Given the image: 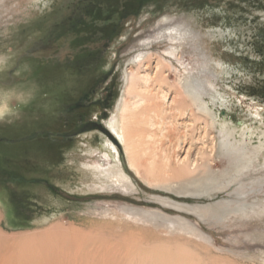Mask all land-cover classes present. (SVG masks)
Returning <instances> with one entry per match:
<instances>
[{"label": "rangeland", "instance_id": "1", "mask_svg": "<svg viewBox=\"0 0 264 264\" xmlns=\"http://www.w3.org/2000/svg\"><path fill=\"white\" fill-rule=\"evenodd\" d=\"M148 54L214 115L164 113L214 146L196 171L170 170L156 135L137 175L109 126ZM104 136L124 179L82 187L76 159ZM2 189L6 264H264V0H0Z\"/></svg>", "mask_w": 264, "mask_h": 264}, {"label": "bare ground", "instance_id": "2", "mask_svg": "<svg viewBox=\"0 0 264 264\" xmlns=\"http://www.w3.org/2000/svg\"><path fill=\"white\" fill-rule=\"evenodd\" d=\"M139 64L141 68L140 71H133V69L129 68L128 82L125 87L123 99L118 106L119 113L113 114V117L109 121L111 130L115 132L124 145L130 167L135 169L137 175H142L139 167L144 166L145 162L143 161V156L150 148L153 156L158 154L156 153V146L161 141L155 140L153 142L152 140H154L156 135H159V138H167L168 145L163 143L157 148H162L164 146L161 149L163 153L160 154H163V159L167 160L170 170L178 172L175 167L177 164L182 166L181 168L184 170L192 169L196 171L199 166L203 164L199 161L208 162V160H212L211 156L214 152V146L209 145L208 142L200 141L194 135V122L197 119L193 120L189 132H182L177 129H175V132H163V130L165 131V129L162 128L164 124V113L180 114L186 109L188 110V108L190 109L189 111L193 112L192 106L194 105L200 112L206 113L212 117H214V115L208 111L207 106L202 101V95L195 87H187V89L180 91L178 86L173 85L171 87L172 89L167 88L164 90L163 84L168 82V73L166 74L160 61L154 62V57L152 55L148 54ZM178 83L180 84L179 79ZM149 90H153L154 93L147 95V97L143 96V94H145L143 91L148 92ZM154 99H159L161 102H154ZM94 133L95 132H87L84 134V137L91 136ZM230 136V133H226L222 136L224 138V145L232 144L229 141ZM103 139L104 140L98 144L99 147H96L97 149H89L91 144L88 143L89 147L87 146L82 152L83 155L80 154L81 156L76 159L79 161L76 168L80 174L79 180L82 187H100L101 182H97L98 179L101 181L100 175L110 177L118 176L124 179V175L120 170L119 155L114 151L115 146L107 137L104 136ZM150 142H152L153 145L155 144V146H151ZM170 150L173 151V163H176H174V165L169 163L172 157L169 158L167 153H169ZM100 153H106V156L109 157L106 159L108 160L107 166L103 171H99V166L104 165L106 160L100 162V159L97 157V154ZM75 158H77L76 155H72L68 160L73 162ZM80 189L82 190L83 188ZM2 190L0 191V200L6 206L8 201L6 199L5 190ZM14 245H16L15 242H8L7 238L0 235V264L7 263L6 250L8 247ZM23 256L16 259L11 258V260H16L19 264H51L49 258H36L31 254L26 255V253L25 257ZM114 262L115 261L111 263L113 264Z\"/></svg>", "mask_w": 264, "mask_h": 264}]
</instances>
